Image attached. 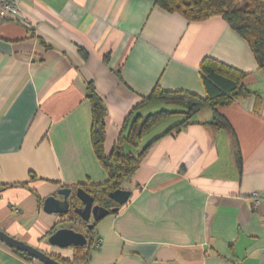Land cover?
Here are the masks:
<instances>
[{"label":"crops","instance_id":"1","mask_svg":"<svg viewBox=\"0 0 264 264\" xmlns=\"http://www.w3.org/2000/svg\"><path fill=\"white\" fill-rule=\"evenodd\" d=\"M22 2L28 25L0 19V185H17L0 195V230L71 259L73 248L47 242L67 218L42 204L63 187L108 178L91 148L87 85L106 108L108 156L156 85L204 98L198 68L213 58L247 73L244 85L261 98L257 111L254 98L219 107L237 145L231 132L206 125L209 109L157 140L122 186L128 202L98 221L102 245L88 264H264V70L243 39L220 17L191 23L153 0ZM0 264L40 263L0 242Z\"/></svg>","mask_w":264,"mask_h":264},{"label":"trees","instance_id":"2","mask_svg":"<svg viewBox=\"0 0 264 264\" xmlns=\"http://www.w3.org/2000/svg\"><path fill=\"white\" fill-rule=\"evenodd\" d=\"M153 2L156 9L170 15H179L191 23H200L213 17H220L247 44L253 53L252 55H254L257 68L264 70V0H153ZM198 69L205 91L204 94H206L204 98L183 91L165 92L159 88V85H156L151 94L129 113L108 156L105 155L104 151L106 108L93 86L91 84L87 85L84 99L89 102L91 107L89 135L91 148L95 157L107 172L108 178L101 185H72V209L82 207L81 202L75 197V191L80 188L93 198L95 205H99L104 209H118L109 215L117 214L123 206H118L107 196L116 190L122 189L124 183L130 182L145 154L157 140L166 135L178 134L184 127L194 124L193 117L203 109L212 111V119L206 125L216 131L231 132L237 145L231 125L224 116H221L218 109L221 106L233 104L236 99L254 98V111H257L261 103L260 96L255 92H251L244 85L243 82L248 76L247 73L227 64L213 58H204ZM154 102L166 103L175 106V108L171 110L159 109L158 112L146 116H142L137 112L140 106ZM176 115L182 116L178 123L152 141L142 147L140 146L143 137L148 132L164 119ZM30 179L34 180L35 177L31 175ZM19 185L26 186V184ZM14 186L0 185V195L7 188ZM37 200L41 206L42 200L38 197ZM66 218L67 221L58 223L57 227L69 228L81 233L87 239L86 244L82 247H72L73 256L71 259L55 254H46L60 264H88L91 252L95 249L93 247L95 243L93 234L98 222L90 223L92 228L89 229L87 228L88 223H81L73 211H70ZM11 250L24 260L37 262V260L22 251L12 248Z\"/></svg>","mask_w":264,"mask_h":264},{"label":"water","instance_id":"3","mask_svg":"<svg viewBox=\"0 0 264 264\" xmlns=\"http://www.w3.org/2000/svg\"><path fill=\"white\" fill-rule=\"evenodd\" d=\"M131 195V191L119 189L110 193L107 197L118 206H124ZM72 190L69 188H61L57 191L56 196L46 198L42 204V212L47 215H59L67 217L70 211L80 219L81 223H88L87 228L91 229L92 224L89 222H98L107 217L110 213L116 212L117 208L104 209L94 204L93 198L82 189L75 191V197L81 202L82 207L72 209L71 197ZM66 220V219H65ZM48 244L60 249L82 247L86 244L87 239L81 233L68 228H60L48 236ZM0 242L9 248L22 251L41 264H60L50 258L47 254L33 246H28L24 242L12 238L0 230Z\"/></svg>","mask_w":264,"mask_h":264},{"label":"built area","instance_id":"4","mask_svg":"<svg viewBox=\"0 0 264 264\" xmlns=\"http://www.w3.org/2000/svg\"><path fill=\"white\" fill-rule=\"evenodd\" d=\"M23 0H0V19L19 22V24L28 25L27 19L23 13ZM254 207L259 204V196L257 193L252 194ZM102 238L96 237L94 247L100 248Z\"/></svg>","mask_w":264,"mask_h":264},{"label":"rangeland","instance_id":"5","mask_svg":"<svg viewBox=\"0 0 264 264\" xmlns=\"http://www.w3.org/2000/svg\"><path fill=\"white\" fill-rule=\"evenodd\" d=\"M263 92H264V89H263ZM149 105L150 106L148 108H150V112L148 114H152V113L158 112L159 109L160 110H162V109L171 110V109L175 108V106H171L169 104L162 103V102L151 103ZM180 119H182V116L176 115V116H173V117H170V118L164 120L161 124H159L157 127H155L154 130L149 132V134H148L149 137H151L154 134H158L160 131H162L165 128L170 127L171 125L173 126V124H175L177 121H180Z\"/></svg>","mask_w":264,"mask_h":264}]
</instances>
